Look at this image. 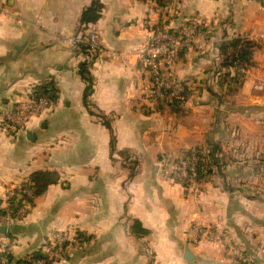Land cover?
<instances>
[{"label":"crops","instance_id":"obj_1","mask_svg":"<svg viewBox=\"0 0 264 264\" xmlns=\"http://www.w3.org/2000/svg\"><path fill=\"white\" fill-rule=\"evenodd\" d=\"M98 1L101 18L85 24L95 0H0V110L48 85L57 98L16 138L0 126V205L36 173L58 178L0 241L16 240L15 262L56 233L86 239L67 264H235L231 241L263 257L264 201L240 174L264 157V0ZM190 22L195 46L168 70L191 91L156 110L139 52L155 29ZM90 30L103 50L92 59L74 43ZM235 39L252 43L251 66L224 65L221 48ZM193 153L203 157L198 194L175 181Z\"/></svg>","mask_w":264,"mask_h":264},{"label":"built area","instance_id":"obj_2","mask_svg":"<svg viewBox=\"0 0 264 264\" xmlns=\"http://www.w3.org/2000/svg\"><path fill=\"white\" fill-rule=\"evenodd\" d=\"M199 31V25L191 22L178 29L161 26L155 29L150 42L140 50V62L150 76L146 98L152 108L157 110L164 106L178 105L189 95L192 87L175 79L168 69L179 55L194 48ZM74 43L85 48L91 59L103 54L99 35L94 30L77 37ZM55 103L51 95L38 97L36 90L31 91L23 101H14L6 109L0 110V126L16 138L27 129L33 119L52 109ZM202 161L203 157L193 153L176 166L175 181L187 193L198 194L200 191L199 165ZM33 195L34 190L28 186L7 189L0 205V227L8 228L14 222L23 220L30 207L27 200L33 199ZM195 230L203 238L217 242L221 240L220 237L216 238L215 231L211 227L195 226ZM85 241L86 239L77 233H56L45 247L41 258L27 257L15 262L13 250L16 240L4 236L0 241V264H67L69 250Z\"/></svg>","mask_w":264,"mask_h":264},{"label":"trees","instance_id":"obj_3","mask_svg":"<svg viewBox=\"0 0 264 264\" xmlns=\"http://www.w3.org/2000/svg\"><path fill=\"white\" fill-rule=\"evenodd\" d=\"M101 16H102V5L100 1L95 0V3L93 4L92 8H90L84 13L83 23L85 24L93 23L94 24L101 18ZM252 50H253V45L251 42L243 41L240 39H235L229 43L224 44L221 48L222 53L227 56V59L224 65L227 67L241 66L242 64L245 66H251ZM82 75L84 76V78H86L87 76L85 66L82 69ZM235 79L236 78H234V83L239 84V81H236ZM91 90H92V87H90L87 90V97L90 94ZM50 92L54 93L50 85H48L46 87H43L37 90V95L39 97L42 95H47ZM51 96L56 101L57 98L55 97V95H51ZM200 175H201V179L204 178L201 170H200ZM57 179H58L57 175L51 174V173L34 174L30 179V185H28V187L34 190L33 199L27 200V198H25V200H27L29 204H33L36 198L46 193L49 186L57 182ZM31 257H32L31 259H39L42 256L40 254V255H35Z\"/></svg>","mask_w":264,"mask_h":264},{"label":"rangeland","instance_id":"obj_4","mask_svg":"<svg viewBox=\"0 0 264 264\" xmlns=\"http://www.w3.org/2000/svg\"><path fill=\"white\" fill-rule=\"evenodd\" d=\"M257 165V169L253 168L252 172L247 173V175H244V173L240 174V176H243V185H246H242L241 187L244 192L246 191L247 195L260 198L264 201V157ZM258 208L259 212L264 213V203H260ZM261 222L263 224L264 220ZM214 231L216 238L220 237L225 240L227 239L223 233L219 232L218 234V228L215 227ZM227 244L228 249L233 252L232 257L236 260L235 264H264V256H253L248 251L240 248L233 241H231V243L227 242Z\"/></svg>","mask_w":264,"mask_h":264},{"label":"water","instance_id":"obj_5","mask_svg":"<svg viewBox=\"0 0 264 264\" xmlns=\"http://www.w3.org/2000/svg\"><path fill=\"white\" fill-rule=\"evenodd\" d=\"M0 232L2 234H6L7 233V227H2ZM186 259L189 261V262H193L194 260V256L192 255V253L190 252V250H187L186 251Z\"/></svg>","mask_w":264,"mask_h":264}]
</instances>
